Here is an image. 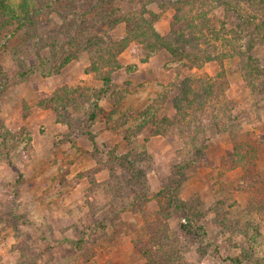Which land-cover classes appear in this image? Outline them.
I'll list each match as a JSON object with an SVG mask.
<instances>
[{"label":"rangeland","instance_id":"1","mask_svg":"<svg viewBox=\"0 0 264 264\" xmlns=\"http://www.w3.org/2000/svg\"><path fill=\"white\" fill-rule=\"evenodd\" d=\"M170 2L27 0L18 23L10 19L0 37L8 46L0 53V264H144L136 246L156 229L176 239L171 264H232L226 256L241 252L249 254L242 264H264V214L247 211L246 193L236 190L250 167L223 163L232 137L260 148L261 75L251 85L230 74L224 97L232 107L192 137L175 125L152 135V119L171 117L182 78L214 76L215 63L189 69L186 59L147 55L132 41L104 94L89 70L96 41L124 38L136 20L169 36L175 11L162 4ZM220 10L211 14L228 26L249 12L235 3L224 19ZM81 12L84 28L64 41L66 22ZM33 18L35 31L18 29ZM254 55L264 65V47ZM180 201L188 209H176ZM190 214L203 221L207 241L182 230Z\"/></svg>","mask_w":264,"mask_h":264},{"label":"trees","instance_id":"2","mask_svg":"<svg viewBox=\"0 0 264 264\" xmlns=\"http://www.w3.org/2000/svg\"><path fill=\"white\" fill-rule=\"evenodd\" d=\"M10 1L0 0V37L13 24L10 22L12 19L18 23V15L22 11L26 12L27 0H21L17 5L18 8L14 7ZM166 3H163V7H161L171 8L175 11L169 36H160L152 26L148 27L149 30L142 29V20H136L127 28V32L130 34H126L124 38L116 40L108 38L106 43L109 42V44L105 46H100L104 44L102 39L100 42L96 41L93 47L96 52L93 51L91 56L92 66L89 65V70L96 79L102 82L98 93L104 94L107 90L105 85L107 86L112 80L113 72L119 67L116 57L132 41L139 43L147 55L163 50L172 61L186 59L189 69H201L209 63H215L219 69L214 76L188 75L182 78L178 88L174 91L175 95L171 98L173 117L163 116L160 119H152V135H166L175 125L178 130L183 126L184 133L193 134L191 136L194 137L197 133H205V129L209 123L213 124V120L218 117L219 112L227 113V108L232 107L230 106L231 102L224 97L230 74L237 72L241 81L251 84L253 73H258L263 79L260 84L264 86V65L260 66L254 55L256 48L264 47V0H173L170 2L171 6ZM235 3L245 4L249 9L247 15L236 18L238 23L235 26H228L226 20L218 22L217 16L211 14L212 11L221 8V18L225 19V16L231 14V8L233 9ZM77 16L79 18L66 22L65 34H63L66 42L69 41L70 30L73 27L84 28L87 21L84 13L81 12ZM230 18L232 16L228 17V19ZM22 24H25V26L22 25L23 29L20 24L18 29L26 33L29 29L39 25L38 20L34 18L28 23ZM14 30L18 31L16 28ZM92 38L100 39L95 33L92 34ZM7 48V44L0 45V53L6 51ZM96 107L95 104L94 108ZM207 110L211 115L210 120L206 115H203ZM253 113L257 119L258 112ZM95 115L93 111L90 112V121L94 119ZM214 123L217 124L216 121ZM245 134L248 135L246 132ZM228 135L231 137V133ZM257 137L253 140V144L255 143L260 148L249 144L247 140L238 142L236 138L232 137L223 163L224 166L227 164L231 170L238 169V167L252 169L243 173L239 182L237 178L236 190L246 193L247 211L256 212L257 210L259 214H264V171L259 169L255 162L260 158L259 151L264 159V132H261ZM243 150L244 152H242ZM178 183L179 181L174 186L177 187ZM175 208L188 209L182 201L176 203ZM198 219L201 220V218ZM198 219L196 214L186 216L182 230L187 234L200 235L203 237L202 240L207 241L204 223L203 221L199 222ZM175 242L176 239L170 238L166 233H159V230L156 229L149 234L148 240L136 247L137 252L145 261L144 264H171L174 260ZM248 255V252L244 254L241 252L239 255L226 257L232 264H242Z\"/></svg>","mask_w":264,"mask_h":264}]
</instances>
